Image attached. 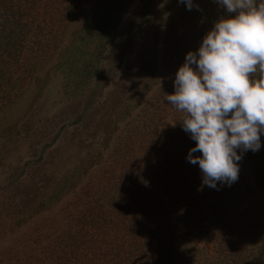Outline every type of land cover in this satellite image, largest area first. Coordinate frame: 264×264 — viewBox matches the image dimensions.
Instances as JSON below:
<instances>
[{
	"label": "rangeland",
	"instance_id": "1",
	"mask_svg": "<svg viewBox=\"0 0 264 264\" xmlns=\"http://www.w3.org/2000/svg\"><path fill=\"white\" fill-rule=\"evenodd\" d=\"M193 4L81 0L41 12L43 32L51 28L44 57L0 91V264H62L73 251L57 236L75 220H119L117 193L137 199L132 218L159 230L169 257L156 252L154 264H264V134L231 186L208 187L187 160L185 114L165 99L186 52L224 14L216 0ZM94 254L88 264L105 263Z\"/></svg>",
	"mask_w": 264,
	"mask_h": 264
},
{
	"label": "clouds",
	"instance_id": "2",
	"mask_svg": "<svg viewBox=\"0 0 264 264\" xmlns=\"http://www.w3.org/2000/svg\"><path fill=\"white\" fill-rule=\"evenodd\" d=\"M216 3L224 14L186 52L165 98L185 114L182 129L195 141L187 160L211 188L238 179L242 154L259 151L264 134V0Z\"/></svg>",
	"mask_w": 264,
	"mask_h": 264
},
{
	"label": "trees",
	"instance_id": "3",
	"mask_svg": "<svg viewBox=\"0 0 264 264\" xmlns=\"http://www.w3.org/2000/svg\"><path fill=\"white\" fill-rule=\"evenodd\" d=\"M75 1V3H74ZM81 0H0V91L1 85L7 84L5 90L8 95V90H11L12 75H14L19 68L21 73L24 71V75L20 79H26V76H31L36 71L38 65L37 58H40L42 50L47 49L48 33L51 28L43 32V25L38 20L41 12H51L53 14H59L64 8L69 9L74 7ZM44 10V11H43ZM51 14V15H53ZM53 27V26H52ZM29 51L32 54V61H27L25 51ZM44 57V56H42ZM41 57V58H42ZM36 59V61H34ZM26 63H29L26 64ZM9 86V87H8ZM8 87V88H7ZM135 181L132 184V188L139 187V182L135 180H129V182ZM128 196L123 197L121 193H117L113 199L115 203V211L124 213L130 219L122 220L124 217L121 213L117 216L118 220H104L97 224V220H75L73 223L74 229L66 230L65 236H57V242H60L61 248L66 252H63L62 259L59 261L62 264H75L77 261H82L83 264H88V260L95 256V250L101 251L102 255L106 258L103 260L104 264H154L155 253H160V261L168 259V254L162 253L165 248L163 242L157 241V228L145 220H135L131 216L133 213L136 215L135 210L129 208H135L140 206L136 198H130ZM128 198V200H126ZM130 198V199H129ZM93 225L94 230L90 228L83 233L80 232L85 225ZM80 225V226H79ZM109 225V227H106ZM80 227V228H79ZM121 236H114L113 233H120ZM84 235H89L84 238ZM81 236V237H80ZM80 237V240L78 239ZM125 243L126 248L129 250V254H119L122 243ZM85 244L90 246L87 250L91 252L89 256L87 250L81 253L83 256L75 255V251L78 252V248L83 250ZM164 244V245H163ZM56 245V244H55ZM168 246V245H166ZM82 248V249H81ZM69 249V250H67ZM114 250V251H111ZM118 250V251H116ZM156 253V254H157ZM71 256H69V255ZM74 254V255H73ZM164 256V257H163ZM86 259V260H85ZM118 259V260H117ZM94 261V260H93ZM91 261V262H93ZM68 262V263H67ZM170 263L172 264L171 260Z\"/></svg>",
	"mask_w": 264,
	"mask_h": 264
}]
</instances>
